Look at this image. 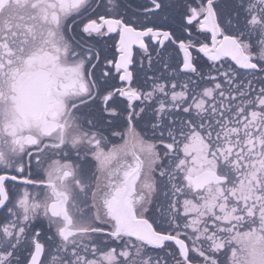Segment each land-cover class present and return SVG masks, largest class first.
<instances>
[{
	"label": "snow or ice",
	"instance_id": "1",
	"mask_svg": "<svg viewBox=\"0 0 264 264\" xmlns=\"http://www.w3.org/2000/svg\"><path fill=\"white\" fill-rule=\"evenodd\" d=\"M0 264H264V0H0Z\"/></svg>",
	"mask_w": 264,
	"mask_h": 264
}]
</instances>
